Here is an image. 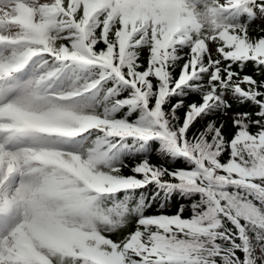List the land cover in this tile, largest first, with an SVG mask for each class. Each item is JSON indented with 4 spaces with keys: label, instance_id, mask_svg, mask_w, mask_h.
<instances>
[{
    "label": "snow or ice",
    "instance_id": "6c2138e0",
    "mask_svg": "<svg viewBox=\"0 0 264 264\" xmlns=\"http://www.w3.org/2000/svg\"><path fill=\"white\" fill-rule=\"evenodd\" d=\"M0 264H264V0H0Z\"/></svg>",
    "mask_w": 264,
    "mask_h": 264
},
{
    "label": "trees",
    "instance_id": "16d2710c",
    "mask_svg": "<svg viewBox=\"0 0 264 264\" xmlns=\"http://www.w3.org/2000/svg\"><path fill=\"white\" fill-rule=\"evenodd\" d=\"M253 35H255V33H253ZM101 47H102V45H101ZM147 55H148L147 52H145V53L142 54V56H141V61H142V62H145V63H146ZM179 63L182 64V63H183V60L179 61ZM179 71H180V69L177 68V69H176V72L179 73ZM245 71H246L248 74H252L253 69H252L251 65H249V66L246 68ZM256 78L259 79V77H256ZM234 110H243V109H234ZM218 119L226 120V118H223V117H220V118H218ZM226 127H227L228 129L231 128V121H227V120H226ZM155 160H156V157L153 156V162H155Z\"/></svg>",
    "mask_w": 264,
    "mask_h": 264
}]
</instances>
